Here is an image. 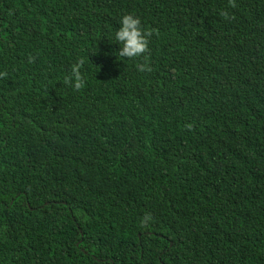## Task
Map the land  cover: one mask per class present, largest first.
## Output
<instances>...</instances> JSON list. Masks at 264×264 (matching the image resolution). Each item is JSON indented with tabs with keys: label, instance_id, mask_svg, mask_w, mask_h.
Returning <instances> with one entry per match:
<instances>
[{
	"label": "trees",
	"instance_id": "16d2710c",
	"mask_svg": "<svg viewBox=\"0 0 264 264\" xmlns=\"http://www.w3.org/2000/svg\"><path fill=\"white\" fill-rule=\"evenodd\" d=\"M235 5L0 0V264H264V0Z\"/></svg>",
	"mask_w": 264,
	"mask_h": 264
},
{
	"label": "clouds",
	"instance_id": "9594fccd",
	"mask_svg": "<svg viewBox=\"0 0 264 264\" xmlns=\"http://www.w3.org/2000/svg\"><path fill=\"white\" fill-rule=\"evenodd\" d=\"M231 6L235 7V0H230ZM224 19H234V16L227 11L221 12ZM151 29H144L142 27L141 19L131 13L123 15L120 20V27L116 31L115 40L120 44L118 51L119 57H126L128 59H135L141 56H146L150 53V38L153 35ZM32 62V58H30ZM85 64L84 59L78 60L70 69V74L64 78L63 83L73 87L75 90L83 89L86 85V78L82 73V68ZM140 72H151L152 68L149 64L143 63L137 65ZM7 72L0 73V77L6 78ZM191 127V126H189ZM151 219V214L148 213L141 220V226L147 227V221Z\"/></svg>",
	"mask_w": 264,
	"mask_h": 264
}]
</instances>
